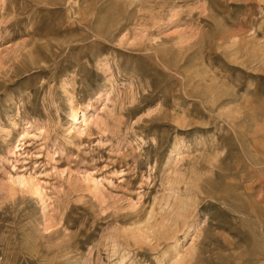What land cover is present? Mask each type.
<instances>
[{
  "label": "rangeland",
  "instance_id": "obj_1",
  "mask_svg": "<svg viewBox=\"0 0 264 264\" xmlns=\"http://www.w3.org/2000/svg\"><path fill=\"white\" fill-rule=\"evenodd\" d=\"M0 264H264V0H0Z\"/></svg>",
  "mask_w": 264,
  "mask_h": 264
}]
</instances>
